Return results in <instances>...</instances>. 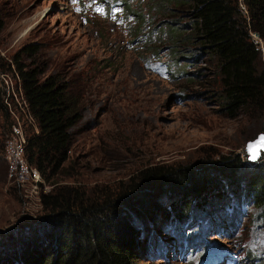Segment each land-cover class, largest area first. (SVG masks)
Masks as SVG:
<instances>
[{
  "label": "rangeland",
  "instance_id": "1",
  "mask_svg": "<svg viewBox=\"0 0 264 264\" xmlns=\"http://www.w3.org/2000/svg\"><path fill=\"white\" fill-rule=\"evenodd\" d=\"M112 1L0 0L3 22L0 54L5 59L22 44L37 41L42 44L43 57L52 60L47 73L59 69L68 72L69 76L82 74L84 80L87 75L88 86L92 87L83 117L72 129L69 156L73 168H64L58 173L57 186L77 187L82 202L89 204L115 197L129 178L134 177L135 169L142 165L181 163L200 168L203 162L211 160L215 161V170L208 172V176L216 177V180L223 172L244 176L256 171L254 166L249 168L247 164L240 169L224 167L229 166V158L235 162L233 158L237 155L241 159L246 157L245 144L263 131L264 117L249 118L244 114L231 117L220 111L219 77L211 57L197 43L177 47L184 49L175 55L182 72L173 69L168 73L158 67L157 60L145 63L143 56L149 52L135 50L126 43L127 23L120 15L124 6L116 5L110 11L108 2ZM139 1L144 5L140 6L144 13L150 16L148 23L162 16L161 10L157 12L153 6L157 0ZM131 5L137 8L138 1L133 0ZM168 8L170 13L167 12L166 18L170 19L175 10ZM176 15L171 18L182 25L190 22L188 16ZM120 44L123 47H119ZM260 46L264 62V41H260ZM161 53L163 60L170 61L168 45L161 48ZM7 73L16 86V75ZM15 115L23 122L24 110L20 109ZM2 122L0 237L4 247L21 250L27 245L23 240L26 230L39 222L47 211L39 193L27 185L20 187L8 177L4 151L9 127ZM24 128L27 134L32 127L25 123ZM33 130L38 131V127ZM220 184L223 198L213 215L202 212L196 216L199 218L197 235L189 232L196 221L182 229L175 228L161 221L160 214L172 202L191 201L196 193L171 183L166 189L161 186L162 191L169 194L158 199L155 217L135 219L143 223L142 228L146 231L140 239L146 241L149 238V244L154 240L141 255L139 252L141 259L135 264H204L205 261L212 264L213 256L221 254L214 252L210 259L207 254L213 251L233 254L231 262L219 260V264L264 263V224L259 207L246 200L236 212L239 209L234 204L236 197L228 203L231 185L222 181ZM50 188L51 185L46 184L43 190ZM149 198L146 203L152 207ZM210 199L212 201L213 196ZM122 204L125 206L124 201ZM160 224L165 228L156 231L155 227ZM86 228L79 223L81 234ZM65 245H71L70 238L60 243L62 247ZM58 247L59 244L54 243L53 248ZM20 260L18 254L12 255L10 264H19Z\"/></svg>",
  "mask_w": 264,
  "mask_h": 264
},
{
  "label": "trees",
  "instance_id": "2",
  "mask_svg": "<svg viewBox=\"0 0 264 264\" xmlns=\"http://www.w3.org/2000/svg\"><path fill=\"white\" fill-rule=\"evenodd\" d=\"M137 1V8L131 5L133 0H113L108 2V7L112 11L116 5L124 6L120 15L127 23L126 43L135 50L149 52L143 56L145 63L157 60L158 67L168 73L173 69L182 72L175 55L184 49L177 47L197 43L211 57L219 77L220 111L231 117L239 114L249 118L264 117V62L260 46V41H264V0H157L153 6L157 12L161 10L163 19L158 21L159 17L151 24L148 23L149 14L146 15L140 7L144 5ZM168 7L175 10L171 14L188 16L190 22L184 26L172 19L173 15L166 18L167 12L170 13ZM2 27L0 13V31ZM165 44L170 50V61L163 60L161 56V48ZM41 47L40 42H27L10 58L5 59L0 54V72L10 71L18 77L17 87L20 85L38 127V131H34L32 126L28 129L25 155L39 169L45 183L51 185L49 190L40 193L42 206L47 212L23 235L26 247L21 250L4 247L0 237V264H10V257L15 254L21 258L19 264H135L141 259L139 252L141 255L154 242L149 244V238L146 241L140 239L146 231L143 223L135 219L155 217L160 197L163 199L169 194L162 191L161 186L166 189L169 183L197 195L191 201L172 202L166 211H161V221L175 228L182 229L196 221L189 232L197 235L199 218L196 216L202 212L213 215V210L223 198L219 190L221 181L231 185L228 203L236 197L234 204L239 206L236 212L246 200L253 202L259 207V216L264 224V151L255 162H248L247 155L242 159L237 155L233 158L235 162L229 158L230 164L224 168L240 169L247 164L249 168L254 166L256 171L244 176L223 172L219 180L208 176V172L215 170V161L211 160L203 162L200 168L181 163L142 165L135 169L134 177L129 178L127 185L115 197L94 200L89 204L82 202L77 187L57 186L58 173L64 168H73L69 156L72 129L83 117L92 87L88 86L86 74L84 80L82 74L69 76L68 72L59 69L47 73L52 60L43 57ZM5 96L6 89L0 82V121L9 127L12 118ZM148 198L153 202L152 207L146 203ZM133 215L136 218L133 219ZM79 223L87 227L83 234ZM163 225L156 226V231L165 228ZM67 238H70L71 245L60 246ZM54 243L59 247L53 248Z\"/></svg>",
  "mask_w": 264,
  "mask_h": 264
},
{
  "label": "built area",
  "instance_id": "3",
  "mask_svg": "<svg viewBox=\"0 0 264 264\" xmlns=\"http://www.w3.org/2000/svg\"><path fill=\"white\" fill-rule=\"evenodd\" d=\"M0 79L6 89L5 102L12 118L5 138L4 156L7 164V175L15 180L20 187L27 185L37 194H40L41 191H44L43 188L47 183H45L39 169L31 164L25 155V145L27 143L25 123H29L37 130L33 113L22 94L20 85L17 87L18 77L16 86L13 84L11 76L6 72H0ZM14 96L18 98H14ZM20 109L24 110L25 118L23 122L15 115ZM14 115L16 118H14Z\"/></svg>",
  "mask_w": 264,
  "mask_h": 264
},
{
  "label": "water",
  "instance_id": "4",
  "mask_svg": "<svg viewBox=\"0 0 264 264\" xmlns=\"http://www.w3.org/2000/svg\"><path fill=\"white\" fill-rule=\"evenodd\" d=\"M261 136H264V129H263V131L258 132L257 135H256L253 139L248 140V141L246 142V144H245L244 149H245V151L247 152V158H248V160H249L250 162H255V161L258 160V159H257V160H251V159L249 158V156H250L249 146H250V145L256 146V151H257L260 155H261V153L264 151V146H261V145H259V143H258V142L260 141Z\"/></svg>",
  "mask_w": 264,
  "mask_h": 264
},
{
  "label": "snow or ice",
  "instance_id": "5",
  "mask_svg": "<svg viewBox=\"0 0 264 264\" xmlns=\"http://www.w3.org/2000/svg\"><path fill=\"white\" fill-rule=\"evenodd\" d=\"M99 11V9H97ZM259 145L264 146V136H261L260 141L258 142ZM250 156L249 158L251 160H257L261 158L260 154L256 151V146L250 145L249 146Z\"/></svg>",
  "mask_w": 264,
  "mask_h": 264
},
{
  "label": "bare ground",
  "instance_id": "6",
  "mask_svg": "<svg viewBox=\"0 0 264 264\" xmlns=\"http://www.w3.org/2000/svg\"><path fill=\"white\" fill-rule=\"evenodd\" d=\"M217 258H218V260H222V261H225L226 260V257L224 255V253H222V252H221L220 256L217 257ZM204 264H208V262L206 261V262H204Z\"/></svg>",
  "mask_w": 264,
  "mask_h": 264
}]
</instances>
